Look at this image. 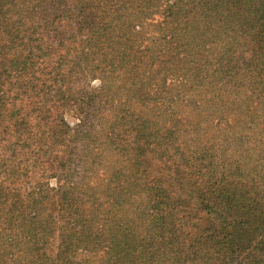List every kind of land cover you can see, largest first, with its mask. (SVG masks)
Listing matches in <instances>:
<instances>
[{
    "label": "rangeland",
    "instance_id": "374dc122",
    "mask_svg": "<svg viewBox=\"0 0 264 264\" xmlns=\"http://www.w3.org/2000/svg\"><path fill=\"white\" fill-rule=\"evenodd\" d=\"M108 9L109 24L116 33L123 29L119 41L98 51L84 50L86 45L70 42L59 49L43 48L42 53L53 58L92 56L81 63L79 75L68 71L59 76L50 74L44 87L35 88L37 92L44 88L41 97L52 94L46 107L38 109L39 102L28 99V94H23L25 106H14L18 122L24 116L27 128L38 124L31 116L33 111L43 114L56 105L50 108L56 115L58 109L64 108L63 118L72 130L63 141L62 134L59 136L62 122L55 117L40 121L44 133L34 143L43 148L45 157H25V175L11 182L16 187H8L21 204L19 222L27 216L23 227L18 226L17 234L11 237L20 243L13 242L7 213L0 210V250L11 248L13 264L142 262L145 245L150 249L155 245L144 239L149 235L145 231L149 211L155 212V203L165 192L177 195L171 191L180 182L178 173L170 172L166 161L157 154L146 155L144 164L135 171L128 168L126 154L134 145L127 142L134 139L133 125L148 114L165 128L176 125L192 137L201 130L227 131L230 122L248 119L241 107L234 117L224 110V119L202 113L209 106V95L205 98L204 94L211 92L209 86L220 88L230 74L235 76L232 72L238 69L236 59L246 46L243 29L261 32L264 0H132L125 5L121 0H112ZM60 32L57 24L51 35ZM220 39L222 44L227 43L226 52L218 47ZM137 49L143 64L133 69V62L141 60L134 55ZM23 53L37 57L41 52L29 45ZM91 67L94 69L89 70ZM260 68L264 74V63ZM198 72L202 75L196 76ZM78 90L85 95V103L70 106L75 100L70 98L67 106L61 105L62 97ZM216 100L220 102V96L216 95ZM195 103L200 106L198 112L192 110ZM81 116L85 120L82 126ZM23 129V125L19 126L18 133ZM254 130L249 128L246 133L250 135ZM152 142L155 145L156 140ZM250 144L252 153L260 152L258 141ZM125 146L129 148L125 150ZM61 150L74 154L66 182L55 173L64 167ZM0 162H4L3 155ZM190 176L187 173L185 182L190 181ZM8 184L5 167H0V185L5 188ZM146 194L150 204L144 201ZM144 206L148 207L145 211ZM135 214H139L136 218L140 223L131 221ZM51 221L53 233L41 245V233L33 234V228ZM59 236H64L62 246L57 245Z\"/></svg>",
    "mask_w": 264,
    "mask_h": 264
},
{
    "label": "trees",
    "instance_id": "16d2710c",
    "mask_svg": "<svg viewBox=\"0 0 264 264\" xmlns=\"http://www.w3.org/2000/svg\"><path fill=\"white\" fill-rule=\"evenodd\" d=\"M131 1L121 0V3ZM109 4L112 0H0V20H6L0 21V155L4 160L0 167H5L9 181L5 188L0 185V210L7 213V228L12 230L10 238L17 234L18 226L23 227L27 216L19 222L21 204L14 200L17 195L8 187H16L11 182L25 175L22 166L27 162L25 157L31 154L45 157L43 148L34 143L44 133L39 122L52 117L62 122L59 136L62 134L63 141L72 130L63 118L64 108L58 109L56 115L50 112L56 105L48 107L43 114L33 111L31 116L38 124L27 128L24 116L18 122L20 118L19 114L15 116L14 106L20 103L25 106L23 94H28V99L36 98L39 102L40 107L34 109L46 107L52 94L41 97L44 88L39 92L35 88L49 82L46 76L50 74L59 76L68 71L79 75L81 63L92 56L53 58L42 53L43 48L59 49L70 42L86 45L84 50L98 51L119 41L123 29L116 33L109 24ZM57 24L62 32L52 36V28ZM243 32L246 46L236 59L238 69L232 72L235 76L230 74L220 88L209 86L211 92L204 94L205 98L209 95V106L202 113L224 119V110L234 117L241 107L247 120L230 122L227 131L201 130L192 137L176 125L165 128L148 114L133 125L134 139L127 142L134 145L126 154L128 168L135 171L144 164L146 155L157 154L166 161L170 172L178 173L180 182L171 191L177 195L165 192L155 203V212L149 211L145 229L149 235L144 239L155 245L153 249L145 245L144 258L137 264H264V74L259 72L264 63V24L259 33L250 29ZM222 41L219 40L218 47L226 52L227 43ZM29 45L38 47L41 53L37 57L24 54ZM133 52L141 60H135L131 68L138 69L143 64L141 52L138 49ZM200 75L202 72L196 76ZM216 95L220 96V102ZM70 98H75L70 106L85 103V95L78 90L74 95L62 97L61 105L67 106ZM199 108L197 103L192 106L193 111L198 112ZM81 117L80 126L85 124L84 116ZM21 125L25 129L18 133ZM249 128L255 129V133L248 135ZM257 141L261 150L254 154L250 143ZM61 153L64 167L55 173L66 182L74 154L66 150ZM186 172L191 175L189 182H185ZM144 201L150 204L148 194ZM146 206L143 211L148 209ZM138 215L132 217L133 224L140 223ZM52 224L51 221L39 229L33 228V234L41 233V245L49 241ZM58 238L57 245L62 246L64 236ZM10 241L20 243L15 237ZM10 249L0 250V264H13L14 254Z\"/></svg>",
    "mask_w": 264,
    "mask_h": 264
}]
</instances>
